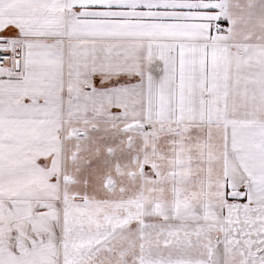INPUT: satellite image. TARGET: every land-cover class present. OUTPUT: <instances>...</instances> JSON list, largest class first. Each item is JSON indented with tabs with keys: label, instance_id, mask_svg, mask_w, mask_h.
Listing matches in <instances>:
<instances>
[{
	"label": "snow or ice",
	"instance_id": "6c2138e0",
	"mask_svg": "<svg viewBox=\"0 0 264 264\" xmlns=\"http://www.w3.org/2000/svg\"><path fill=\"white\" fill-rule=\"evenodd\" d=\"M0 264H264V0H0Z\"/></svg>",
	"mask_w": 264,
	"mask_h": 264
}]
</instances>
